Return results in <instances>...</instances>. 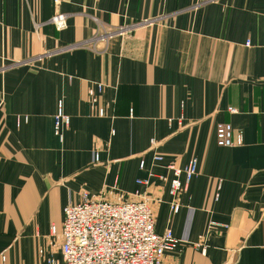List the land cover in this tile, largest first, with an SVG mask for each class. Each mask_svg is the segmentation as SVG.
<instances>
[{"label":"crops","instance_id":"0c3cea01","mask_svg":"<svg viewBox=\"0 0 264 264\" xmlns=\"http://www.w3.org/2000/svg\"><path fill=\"white\" fill-rule=\"evenodd\" d=\"M192 157L173 214L161 176ZM151 171L156 232L179 239L162 264H264V0H0V264L62 260L65 206L131 200Z\"/></svg>","mask_w":264,"mask_h":264},{"label":"built area","instance_id":"2783aa9c","mask_svg":"<svg viewBox=\"0 0 264 264\" xmlns=\"http://www.w3.org/2000/svg\"><path fill=\"white\" fill-rule=\"evenodd\" d=\"M50 22L58 30H63L67 27V14L57 13ZM111 35L108 33L106 37ZM229 111L237 113L239 110L230 106ZM99 114L104 115L103 108L99 109ZM70 122L71 118L60 99L54 124L55 133L60 138ZM216 138L221 147L238 146L244 141L242 131L236 130L229 122L217 124ZM152 143L155 144V141L152 140ZM95 158L99 160V153L95 154ZM163 162L164 155L155 152L153 163ZM140 167L146 168L145 159L140 161ZM165 167L172 172V177L161 178L169 182L170 206L172 213L177 214L182 206L179 202L181 192L188 190L190 182L198 174V159L192 157L184 166L170 162ZM154 176L151 171L148 178L137 179L145 190H136L131 200L97 198L85 191L78 201L68 203L64 208L60 232L63 239L62 260L50 256L42 264H162L164 255L177 249L179 239L170 227L163 233L156 232L155 207L163 199L147 191ZM217 225L215 221H210L208 228ZM52 233H58L56 225L52 226ZM5 259L4 255L0 256V263Z\"/></svg>","mask_w":264,"mask_h":264}]
</instances>
